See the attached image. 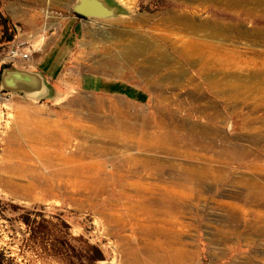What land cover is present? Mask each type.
<instances>
[{
    "label": "rangeland",
    "instance_id": "rangeland-1",
    "mask_svg": "<svg viewBox=\"0 0 264 264\" xmlns=\"http://www.w3.org/2000/svg\"><path fill=\"white\" fill-rule=\"evenodd\" d=\"M76 1H69L63 13L67 18L73 16L75 21L82 24L84 30L76 37L63 41L60 50L50 52L49 56L54 65L50 70L56 71L55 81H51L59 94L55 98L52 95L51 98L37 100L18 92L0 91V250L4 254L5 263L127 264L125 239L134 234L132 225L121 227L110 219L122 212L118 214L120 218L126 211L124 207L128 205L126 197L120 193L123 190L120 186L122 181L116 180L105 192L98 195L99 193L95 194L88 186L91 180L89 177L61 173L58 175L57 170L78 168L77 170L86 172L91 167L92 173L89 175H98L102 171L99 170L100 166L109 173H120L129 177L127 180H136L129 171H135V166L124 162L131 155L149 160L151 166H163V176L167 181H172L170 168L212 162L220 153L238 146L240 149L256 152L262 160L259 162L254 159L255 161L244 163L232 161L229 164L231 169L226 173L227 177L223 182L211 180L202 191H189L186 201L190 209L182 215L181 220L188 226L185 228L184 238L191 243L190 247L197 255L186 264H264V231L253 233L246 230L238 233L234 228L235 222L229 218V211L239 209L244 203L240 194L245 191L244 179L252 172L249 165L253 162L264 164V143H254L252 139L255 134L264 137V93L255 89L264 87L261 78L224 76L225 69H214L205 77L198 76L196 80L189 81L174 76L172 78L170 74L173 67L160 60L157 67L154 61L146 58L142 61L144 69H148L147 76H144V70L138 69V62L141 61L130 57L129 60L125 55L130 40L138 32L159 38L162 34H172V39L175 37L180 43L184 38L201 40L222 50L216 51L217 53L227 54L222 49L226 47L228 52L237 50L246 53L249 60L264 61V36H245L238 33L264 28V0H253L251 4L243 6L244 9L236 10L204 1L201 4L196 1L192 5L190 0H111L120 5L123 11L117 16L104 18L78 16L73 11ZM187 9L189 12H186ZM188 13H193L195 31L183 29L182 21L177 18L178 14ZM169 20H172L171 24L166 22ZM209 21L225 22L234 28L226 31L228 34L222 33L207 24ZM43 30V34L49 35L55 29L51 27ZM162 36L159 43H165L163 47H168V52L174 54L167 42L163 41L165 36ZM123 56L125 59L122 60ZM142 58L140 57L141 60ZM129 61L132 63L129 64ZM198 67L186 65L185 70L198 75ZM229 81L230 84L233 82V86L234 82L239 86L240 94L236 95L229 88ZM225 86L227 91L223 90ZM131 87L144 93L146 98L129 97L127 94ZM248 87H252L254 92L245 93ZM122 90H127L128 93H121ZM220 91L226 93L221 94ZM209 112L214 114L213 117H209ZM153 118L159 122V134L165 132L168 136L170 134L173 138L176 137L173 142L166 141L168 146L164 144L159 148H139L137 144H133L137 142H127L117 136L125 132L126 126L129 129V125L138 129L141 125V130L145 126L143 135L153 134L157 129L154 128L157 121ZM249 118L252 119L251 126L245 123ZM144 119L147 123L150 119L153 131L145 124ZM56 125L63 130L73 126L79 134L71 137L70 144H59L61 148H56L58 151L52 148L54 150L51 152L43 151V154L35 153L31 157L13 152L16 142L24 143L25 149L29 151L31 148L28 144H39L36 139L29 140L24 133V127L36 128L39 133L46 127ZM132 132L137 138L143 136L141 131ZM175 141H182V147L176 148ZM94 143H108L111 148L105 155L97 157L95 154L96 157L93 158L89 154V147ZM40 148L44 149L45 146L40 145ZM172 152L182 156H174ZM70 160L73 162L70 163ZM98 161L102 164L96 163ZM222 161L229 162L225 156ZM142 175L141 182L144 185L158 182V174L145 171ZM34 179H38V182ZM50 182L57 185L58 191L45 187ZM8 202L21 205L23 210L10 209ZM24 210H28L32 217L45 216L49 219L54 225L53 231L60 235V239L30 237L28 227L19 219ZM227 232L231 233L230 239H239L233 240L236 247L232 250L228 248L229 244L226 246L221 240L222 233L228 234ZM211 239L213 243L210 242ZM249 241L250 244L245 245ZM96 247L101 249L103 257L94 261L92 257L97 253Z\"/></svg>",
    "mask_w": 264,
    "mask_h": 264
},
{
    "label": "bare ground",
    "instance_id": "bare-ground-1",
    "mask_svg": "<svg viewBox=\"0 0 264 264\" xmlns=\"http://www.w3.org/2000/svg\"><path fill=\"white\" fill-rule=\"evenodd\" d=\"M190 1H191L192 5H194V2H196V1H200V4L202 1H204V2H209V3L217 5V6H223L226 9L232 8V9L236 10V9H242L243 6L247 5L248 3H250L253 0H190ZM255 1L257 2V0H255ZM257 4H256V6H257ZM193 7L195 8L196 6H192V8ZM250 7H252V6L250 5ZM187 10H186V12H189V10L188 11ZM180 13H181V11H180ZM177 18H179V20L182 21V26L180 24L181 22L179 23V25L181 27H183V29L194 30V28L196 27V24L194 23L193 13H188L186 15L178 14ZM170 21H172V20H169L166 22L171 24ZM168 23H166V24L168 25ZM204 23L205 22H202V24H204ZM207 24L212 25L214 28H216L217 30H220L222 33H225L226 31L233 30V28H234L233 26L228 25L225 22H220V21H209V23H207ZM173 25H175V24H173ZM237 25L238 24H236V26ZM236 26H235V28H236ZM199 27H200V25H199ZM168 29H170V28H168ZM238 33L241 35L245 34V36H247V34L248 35L249 34H257V35H261V36L263 35L264 36V28H254V29L249 30V33H244V32H238ZM149 34L151 35V33H149ZM146 35L145 34L143 35L142 33L139 34L138 32L136 34H134L132 39L130 40L129 45L127 46V53H125V55L128 56V59L130 57V58H136V61H141V62H138L139 63L138 69H140L139 71H141V69L144 70V71H142L144 76H147L146 72L148 69H144L145 66H143L142 61L144 58H146V59H150V60L154 61L156 64L155 66H157V67L159 66L160 62H164L165 64L173 67L171 69L172 73L170 74V76L172 75L171 76L172 78L174 76L176 78H182V79L185 78V80L187 79L189 81L190 80L194 81V80H196V78L198 76L199 77H203V76L205 77L206 75H209L214 69L222 70V71L225 69L223 71L224 76L234 75L235 77H239V78L244 76L246 79H252V78L258 76L261 78L262 83H264V61H261V62L258 61L259 62V65H258L257 61H255V60L252 61V60L247 59L248 57H247L246 53H244L242 51L229 50L230 52H228V49L226 47H223L222 49L224 50V52H227V54L222 53V52L217 53L216 51H222V50L220 48H218L217 46L207 45V44L203 43L201 40H192V39L184 38L185 40H183V42L180 43L179 39L177 40L175 37H174V40L172 39L173 37L170 36L172 34H170L169 36H165V34H162L165 36L163 41L167 42L168 46L172 49L173 52H175L174 53L175 55H174L173 53H169L170 50L168 47L167 48L163 47V44H165V43H162V42L159 43V41H161V39L163 37L162 35H161V38H159V36H151L150 37V36H146ZM218 36H219V34H218ZM261 36H260V39L262 38ZM224 46H227V45H224ZM210 47H212V48H210ZM137 57H139L138 60H137ZM140 57L141 58L143 57L142 60L140 59ZM123 59H125V57L122 58V60ZM159 60H160V62H159ZM131 63L129 61V64H131ZM186 65H192V66L198 65L199 67H198L197 72H196L198 75H195L192 73L190 74L189 72H187L185 70ZM147 67H149V65H147ZM136 70H137V68H136ZM243 70H247V71L242 72ZM155 71H157V70H155ZM142 72H141V74H142ZM230 83L231 82L229 81V84ZM212 84H214V83H212ZM209 85H211V84H209ZM218 85H219V83H218ZM220 86L224 87L223 85H220ZM226 86L223 89L225 91H227ZM228 86H230L229 88L231 90H233L236 95L240 94V89L238 88L239 86L237 85L238 86L237 87L235 85V82H234V86H233V82H232V84H230ZM219 89L222 90L221 88H219ZM230 89H228V90H230ZM255 89L264 93V87H257ZM248 92H254V89L252 87H248L247 91L245 93H248ZM217 93H219V90ZM222 93H223V91L221 92V94ZM224 93H226V92H224ZM204 106H205V104H204ZM206 108H208V107H206ZM206 108H205V110H206ZM213 115L214 114L211 115L209 112V117L210 116L213 117ZM144 120L146 122L148 120V118H147V120L146 119H144ZM154 121H157V119L156 120L154 119ZM245 123L247 126H251L252 119L249 118V119L245 120ZM253 123H254V121H253ZM145 124L149 125L150 128H151V125H153V124L150 125V119H149V122L148 123L146 122ZM162 124H164V123H162ZM140 126L141 125H139V129H140ZM72 127H71V129L69 128L67 130H63V129L58 128L56 125L55 127H46L44 129H42L39 133L36 132V130H35L36 128L34 129L32 127H24V129H23L24 133L26 136L29 137V140L32 141L31 138L36 139V140H38L39 144H35V143L28 144L29 147L31 148V150L29 151V150L25 149L24 143L16 142V147H15L13 152L15 154H20V155L25 156V157L26 156L31 157V155H33L35 153L36 154H40V153L43 154V151H45V152L50 151L51 152L52 148H55V149L59 148V147L61 148V146L63 144L66 146V145L70 144L69 142H70V139L72 136H76L79 134ZM155 127H157V129ZM127 128H128V126H126V129L124 130L125 134L120 133L117 136L123 138V140H125L127 142L129 140L137 142V143H133V144H137V146H139V148H146V147H148V148H159V146H162L164 144L167 145V143H169L168 141H170V140H172V142H173L174 138H176V137L173 138L172 137L173 135H170V134L168 136L167 134H165V132H164V134L161 132L159 134V131H158L159 130L158 129L159 128V122L158 121L156 122V124H154V128L156 129V130L154 129L155 132L153 133V132L149 131V133H153V134H147V135L144 134L143 135V133H144L142 131L143 128H142V130L141 129L139 130L134 125H131V126L129 125V129H127ZM136 128H137V131L138 132L141 131L140 134L143 135V136H140V138L135 137L137 135L134 136V133L132 132V131L137 132V131H135ZM149 129H146V130H149ZM151 130L153 131V128H151ZM169 133H171V132H169ZM171 134H174V132ZM175 136H177V134H175ZM252 139H254L253 140L254 143H258V142L264 143V137L261 136L260 134L252 135ZM166 141H167V143H166ZM185 141H184V143H185ZM130 143H132V142H130ZM175 143L174 144L176 145V148L180 147L182 145V141L181 142L175 141ZM59 144L61 146H59ZM133 144L130 146H133ZM40 145L45 146V148L44 149L40 148ZM128 147H129V145H128ZM110 148H111V145H109L108 143H105V144L102 143V145L94 143V145H91L89 147V154L91 157L95 156V154L97 155V157H99L100 155L104 154ZM61 151L62 150H60V153H61ZM225 151L220 153L218 155L217 159L216 158L214 160L212 159L213 160L212 162H206L205 161V163H202V165L201 164L200 165H194L193 164L192 166H188L189 164H187V166H181L180 165V166H177L173 169L170 168L171 172H172L171 177H173L172 181H167L165 179V177L163 176V173L165 170V168L163 166L162 167H156V165L151 166L149 160L139 159L138 157L131 156V155L128 156L124 162H125V164H130V165L135 166V171H133V172L131 170H129V171L131 173H133V175L136 177V180H133V179L127 180V179H129V177H126V175L116 173V172L115 173L114 172L109 173L107 170H105V168L102 169L100 166H99V170L100 171L102 170V171L98 175H97V173H93L92 175H89L92 173V171L90 170L91 167L89 168L88 166H86V167H88L86 172H85V170H82V171L77 170L78 168L76 169L75 168L76 166H75L74 167L75 169L71 168V169L57 170L56 174H58V175L68 174L69 176L76 175L79 177L80 176L81 177L82 176L83 177H89L91 180L89 181L88 186L90 187L91 190H93L95 192V194L99 193L98 195H100L101 192H105L108 189V187L111 184H113L116 180L122 181L120 183V186L122 187L121 189H123V190L120 189L122 191L120 193L122 196L126 197V202L128 205L124 207L126 211L123 215L120 216V218H119V215L122 212L118 213L119 215L115 214L114 217H111L110 219L112 221L116 222L121 227H126L128 224L132 225L134 234L128 235L127 238L125 237L126 238L125 239L126 249L128 250V256L125 260V262L127 264H186L191 259L194 260V256L197 255V254H195V251L191 249V247H190L191 243L186 241L184 238V234L186 233L185 228L188 226L181 220L182 215L190 209L188 206V202L186 201V200H188L187 198L189 196V191H190V193L193 190L202 191L204 189V187L206 186V183L208 181H211V180L216 181L218 183L223 182L225 180V178L227 177L226 173L229 172L231 169L229 164L232 163V161L238 160V161H242V163H244L245 161H255L254 159H256L259 162H260V160H262L261 156L259 154H257L256 152L255 153L251 152V150L247 151L246 148H245V150H243V149L238 148V146L231 147V151H227V152H225ZM111 152H110V154H111ZM179 152H181V151H179ZM60 153L58 156L61 155ZM172 153L174 155V152H172ZM185 153H186V151H185ZM73 154H74V152H73ZM187 154L188 153H186V156H187ZM175 155L177 156V153H175ZM46 156H47V154H46ZM179 156H182V154L178 155L177 157H179ZM224 156L227 157L229 162L228 161L227 162L222 161V158ZM50 157H52V155ZM70 157H71V155H70ZM72 160H70L69 162L71 163ZM87 160H89V159H87ZM99 161L96 163L99 164ZM154 161H157V160H154ZM154 161H152V162L154 163ZM87 162H89V161H87ZM90 162H92V161H90ZM259 162L258 163L253 162V164L249 165V168L251 169L252 172L250 173V175L247 176L246 179H244L245 191L240 194V198L244 202L243 205L240 206L239 209H237V210L233 209V210L229 211V218L231 219V221L235 222L234 228L236 229L235 231L238 233H241L242 231H246V230L251 231L253 233H257L255 231H258V232L264 231V210H263V207H264V164L263 163L261 164ZM101 164H99V165H101ZM57 165H59V164H57ZM177 165H179V164H177ZM51 166H53V165H51ZM120 166H122V165H120ZM160 166H161V164H160ZM130 168L132 169L133 167H130ZM249 168L247 169L248 171L250 170ZM145 171L146 172L147 171L152 172L153 174H158V177H157L158 182L144 185L141 182V180H142V176H143L142 173H144ZM242 171L244 172L245 170H242ZM36 177L38 178V176H36ZM35 180L37 181L38 179H34V181ZM32 181H33V178H32ZM56 182H57V179H56ZM85 183L86 182H84V184ZM191 183H193V186H191ZM44 184H46V183H44ZM35 185H37V183ZM68 185H69V183H68ZM81 185H82V183H81ZM56 186L57 185L54 182H50V183L46 184L45 187L48 190H54V189H57ZM58 186H59V183H58ZM38 187H39V185H38ZM85 187H86V185H85ZM127 189H128V191H127ZM57 191H58V189H57ZM74 191H75V189H74ZM87 193H88V191H87ZM90 194L91 193H89V195ZM117 203H119V201ZM140 214H143V216L141 217ZM231 232L234 233L233 231H231ZM227 233L228 234L222 233L223 234L222 237L224 239L222 238L221 240H223V242H225V245L229 244L230 246H228V245H226V246H228V248L232 250L233 248L236 247L233 240H239V239H232V238L230 239L229 234H231V233H229V232H227ZM235 234L238 237L237 233H235ZM236 236L233 235V237H236ZM210 242L213 243V240L211 239ZM250 242L251 241H249L245 245L250 244ZM262 263H264V262H262Z\"/></svg>",
    "mask_w": 264,
    "mask_h": 264
},
{
    "label": "crops",
    "instance_id": "crops-1",
    "mask_svg": "<svg viewBox=\"0 0 264 264\" xmlns=\"http://www.w3.org/2000/svg\"><path fill=\"white\" fill-rule=\"evenodd\" d=\"M69 1L72 0H0L5 16L17 27L14 39L29 41L33 47L29 59L20 58L12 67L42 72L46 82L53 87L50 93L53 98L59 93L52 84L56 71L50 70L54 67L49 60L50 52L59 51L63 41L76 37L84 30L73 16L65 17L63 12ZM51 12L54 15H49ZM51 27L55 29L51 34H43V28ZM1 67L4 68L0 63V76Z\"/></svg>",
    "mask_w": 264,
    "mask_h": 264
},
{
    "label": "water",
    "instance_id": "water-1",
    "mask_svg": "<svg viewBox=\"0 0 264 264\" xmlns=\"http://www.w3.org/2000/svg\"><path fill=\"white\" fill-rule=\"evenodd\" d=\"M73 11L83 17H114L123 9L111 0H77ZM52 85L42 72L5 66L0 76V91L18 92L29 98L42 100L51 98Z\"/></svg>",
    "mask_w": 264,
    "mask_h": 264
},
{
    "label": "trees",
    "instance_id": "trees-1",
    "mask_svg": "<svg viewBox=\"0 0 264 264\" xmlns=\"http://www.w3.org/2000/svg\"><path fill=\"white\" fill-rule=\"evenodd\" d=\"M78 16H82L80 14H77ZM83 17V16H82ZM0 24H1V31H0V50L7 46L15 36V33L17 32V27L11 22V20L5 16L4 11L1 7L0 2ZM9 66L12 67V65H3V67ZM2 69V67H1ZM132 88V87H131ZM128 93L126 91H121V93ZM131 98H138V99H145L144 93L135 90L134 88L129 90V93L127 94ZM2 201V200H1ZM6 204L7 202H3ZM10 209L14 211L23 210V207L21 205H18L16 203L8 202ZM19 219L23 221L26 226L28 227V230L30 232V237H33L34 239H60V235L57 234V232H54L52 226V222L47 219L45 216L38 218V217H32L31 213L28 212V210H24V213H21L19 215ZM96 255L95 257H92V260H100L102 259L103 255L101 252V249L99 247H96ZM0 264H6L4 261V254L0 250Z\"/></svg>",
    "mask_w": 264,
    "mask_h": 264
},
{
    "label": "built area",
    "instance_id": "built-area-1",
    "mask_svg": "<svg viewBox=\"0 0 264 264\" xmlns=\"http://www.w3.org/2000/svg\"><path fill=\"white\" fill-rule=\"evenodd\" d=\"M33 50L32 44L24 40H12L0 50V63L13 65L20 58L29 59Z\"/></svg>",
    "mask_w": 264,
    "mask_h": 264
}]
</instances>
